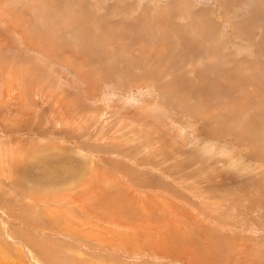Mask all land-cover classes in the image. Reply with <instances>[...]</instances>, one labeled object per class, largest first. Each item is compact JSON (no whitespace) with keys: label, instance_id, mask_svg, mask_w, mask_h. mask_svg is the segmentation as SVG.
I'll list each match as a JSON object with an SVG mask.
<instances>
[{"label":"rangeland","instance_id":"obj_1","mask_svg":"<svg viewBox=\"0 0 264 264\" xmlns=\"http://www.w3.org/2000/svg\"><path fill=\"white\" fill-rule=\"evenodd\" d=\"M0 261L264 264V0H0Z\"/></svg>","mask_w":264,"mask_h":264},{"label":"bare ground","instance_id":"obj_2","mask_svg":"<svg viewBox=\"0 0 264 264\" xmlns=\"http://www.w3.org/2000/svg\"><path fill=\"white\" fill-rule=\"evenodd\" d=\"M81 26H82V24H81ZM87 30V29H86ZM86 32H89V31H85V34H86ZM34 33V32H33ZM90 34V33H89ZM88 34V35H89ZM85 36V35H84ZM87 36V35H86ZM90 37V36H89ZM98 38V37H97ZM85 40H87V39H85ZM84 40V41H85ZM88 45V44H87ZM85 52V51H84ZM242 128H243V126H242ZM242 135V134H241ZM249 135V134H248ZM250 136V135H249ZM94 193V192H93ZM62 216L61 217H63L64 215L63 214H61ZM66 217V216H65ZM64 217V218H65ZM80 234H82V235H84L85 233H80ZM76 235V234H75ZM78 235V234H77ZM36 250H37V252L43 257V258H45L46 260H49V259H51L50 258V256L51 255H49V253H48V251L46 250V248L44 247V246H42V245H36ZM53 255V254H52ZM30 257V256H29ZM34 261V260H33ZM9 263V262H8ZM8 263H6V264H8ZM0 264H5V263H3L2 261H0Z\"/></svg>","mask_w":264,"mask_h":264}]
</instances>
